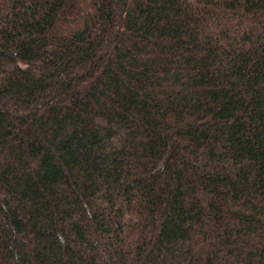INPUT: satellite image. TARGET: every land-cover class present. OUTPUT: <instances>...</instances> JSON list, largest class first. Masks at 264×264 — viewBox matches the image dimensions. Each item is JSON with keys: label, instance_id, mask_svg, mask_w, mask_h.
Masks as SVG:
<instances>
[{"label": "trees", "instance_id": "trees-1", "mask_svg": "<svg viewBox=\"0 0 264 264\" xmlns=\"http://www.w3.org/2000/svg\"><path fill=\"white\" fill-rule=\"evenodd\" d=\"M0 264H264V0H0Z\"/></svg>", "mask_w": 264, "mask_h": 264}]
</instances>
